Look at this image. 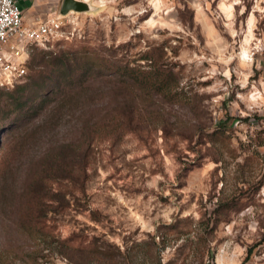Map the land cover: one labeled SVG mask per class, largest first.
<instances>
[{"label": "rangeland", "instance_id": "1", "mask_svg": "<svg viewBox=\"0 0 264 264\" xmlns=\"http://www.w3.org/2000/svg\"><path fill=\"white\" fill-rule=\"evenodd\" d=\"M66 29L38 50L85 46L149 67L151 49L178 94L138 89L151 102L138 133L104 117L105 132L78 144L85 175L64 172L80 167L65 147L40 231L29 211L18 227L15 207L45 150L14 145L6 97L18 83L0 86V264H264V0H94Z\"/></svg>", "mask_w": 264, "mask_h": 264}, {"label": "trees", "instance_id": "2", "mask_svg": "<svg viewBox=\"0 0 264 264\" xmlns=\"http://www.w3.org/2000/svg\"><path fill=\"white\" fill-rule=\"evenodd\" d=\"M38 48H34L27 60V68L31 60L35 66L41 67H34L32 73H27L29 80L18 83L7 92L6 98H9L12 106L7 114L14 112V117L8 122L15 135L14 145L22 151L31 144L40 143V147L45 150L40 162L42 167L33 173L37 178H25L24 188H28L23 191V197L15 207L18 227L25 228L27 219L24 213L29 211L33 217L28 221L41 224L38 228L43 231L46 214L55 206L45 197L47 177L62 169L60 162L66 155L65 147L68 148V155L74 156L75 163L78 162L80 167L69 169L66 166L64 172L70 177L85 175L87 150L82 149V146L79 148L78 144L83 142L90 147L95 136L105 132L104 117L112 116V128L138 133L141 124L148 120L151 102L148 103L149 96L142 97L144 103L137 100V90L148 95L160 93L168 98L169 95L178 94L173 88L178 81L176 72L154 62L151 49L143 53V57L150 60L149 67H146L142 64L132 65L130 61L111 60L99 50L85 46L63 48L55 55H50L52 50ZM108 79L110 81L105 85ZM108 88L114 92V99H107L103 95ZM117 117L119 119L115 120ZM62 120L71 124L63 133V139L58 140L57 126ZM223 121L220 126L225 130ZM78 148L81 152H78ZM71 149L74 151L71 152ZM26 173L29 174V171Z\"/></svg>", "mask_w": 264, "mask_h": 264}, {"label": "built area", "instance_id": "3", "mask_svg": "<svg viewBox=\"0 0 264 264\" xmlns=\"http://www.w3.org/2000/svg\"><path fill=\"white\" fill-rule=\"evenodd\" d=\"M80 1L92 3L94 0ZM78 12L81 11L62 14L59 9L29 24L25 22L19 0H0V86L10 87L22 82L27 76V60L34 48L51 47L56 41L69 37L67 23ZM63 261L62 264H67V259Z\"/></svg>", "mask_w": 264, "mask_h": 264}, {"label": "crops", "instance_id": "4", "mask_svg": "<svg viewBox=\"0 0 264 264\" xmlns=\"http://www.w3.org/2000/svg\"><path fill=\"white\" fill-rule=\"evenodd\" d=\"M20 5L24 11L25 22L35 24L46 17L51 12H57L60 9V0H46L44 7L38 8L39 0H19ZM44 4V3H42ZM55 8H52L54 7Z\"/></svg>", "mask_w": 264, "mask_h": 264}, {"label": "water", "instance_id": "5", "mask_svg": "<svg viewBox=\"0 0 264 264\" xmlns=\"http://www.w3.org/2000/svg\"><path fill=\"white\" fill-rule=\"evenodd\" d=\"M92 8L91 2L80 1V0H62L60 12L67 14L71 10L76 11H88Z\"/></svg>", "mask_w": 264, "mask_h": 264}]
</instances>
